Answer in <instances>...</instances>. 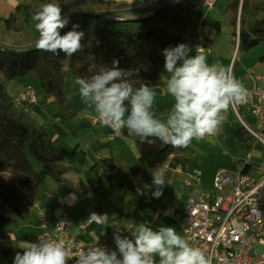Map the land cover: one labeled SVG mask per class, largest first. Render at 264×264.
I'll return each mask as SVG.
<instances>
[{
    "label": "trees",
    "instance_id": "trees-1",
    "mask_svg": "<svg viewBox=\"0 0 264 264\" xmlns=\"http://www.w3.org/2000/svg\"><path fill=\"white\" fill-rule=\"evenodd\" d=\"M166 1L160 0L159 7ZM211 0H174L165 12L149 22L135 23V19L147 17L157 10V5L145 1L117 3L107 0H30L20 4L6 19L0 20V255L14 259L22 249L12 240L11 227L30 216L23 197V189L37 190L47 177L75 190L87 216L95 212L103 215L104 209L91 198L110 200L118 195L101 184L80 181L74 184L66 178L61 164L65 155L54 144L48 131L24 113L7 91V82L33 74L40 88L55 99L58 109L72 120L76 115L69 109L66 93V78L69 72L77 78H90L104 67L110 68L114 60L125 71L139 69V75L131 78L134 87L148 84L163 87L162 77L146 69L151 63L164 68V49L180 44L190 49L195 43L203 49H211L213 41L203 30L204 10ZM46 3H55L68 17L78 13L103 15L102 20L75 19L61 35L79 24L85 33L84 49L72 57L63 53L55 56L43 51H33L39 33L32 19ZM227 13L231 21V35L238 36L239 49L248 52L264 44V0H228ZM194 39V40H193ZM264 63V56L260 59ZM67 66V69L65 68ZM89 68L92 71L89 72ZM155 111V109H154ZM247 131L240 130L236 138L248 140ZM264 138V130L261 132ZM139 152L138 163L142 173L152 178V173L162 168L165 180L176 179L178 168L185 169L188 161L180 149L164 145L159 140L154 144H141L133 137ZM110 160H103L105 170H113ZM248 165L244 167L246 172ZM133 176L138 171H130ZM137 192L142 187L128 186ZM1 264V263H0Z\"/></svg>",
    "mask_w": 264,
    "mask_h": 264
},
{
    "label": "crops",
    "instance_id": "crops-1",
    "mask_svg": "<svg viewBox=\"0 0 264 264\" xmlns=\"http://www.w3.org/2000/svg\"><path fill=\"white\" fill-rule=\"evenodd\" d=\"M29 1L0 0V20L8 18L18 5ZM107 1L117 3L145 1L149 5H157V7H159L160 2V0ZM218 2L217 0L208 1L204 10L203 23L207 15L212 16L211 13L217 17L218 12H214V9ZM225 12L230 21L227 11ZM213 21L216 27L221 29V22ZM203 30H205L204 25ZM216 35L215 32L214 36H208L213 41L211 49H203L193 43L190 55L202 54L206 56L210 65H230L233 68L235 78L242 82L246 89H251L259 84L258 77L264 75V63L260 61L264 56V49H259V45L248 52L239 51L240 53L236 57V48L240 45L238 36L237 38L232 36L222 39L221 37L217 38ZM232 49L235 50V54L231 53ZM256 49V54L252 55ZM65 68L67 69V66ZM234 68H236L235 73ZM146 69L159 73L163 79L164 86L155 87L153 90L156 93L155 113L157 117H164L171 111L174 103L173 98L166 91V83L170 74L165 71V67L160 69L151 63L146 64ZM28 76L23 77V79ZM67 79L68 106L76 115L74 119L65 122L58 116L48 115V111L40 107V99H38L37 104L23 103L18 107L34 119L39 126L44 127L54 144L63 152L65 155L63 164L67 165L65 167L68 169V171H63L67 179L74 184L80 181L91 182L95 185L101 184L105 189L117 194L118 197L110 200H103L98 197L91 198L92 202L103 208L104 213L108 214L109 221L108 223L93 222L89 224L86 222L89 216L84 214L75 190L47 177L37 190L23 189L21 192L30 216L26 220L18 221L16 225L11 227L12 240L17 247L20 248L21 243L25 241L36 242L38 218L41 214H46L55 221L57 217L66 213L71 220V232L82 242L86 244L99 242L100 244L105 241L107 249L110 251L116 250L112 223L118 224L122 234L129 237H131L136 225L142 222L150 224L154 230L160 226L174 227L178 234L184 236V227L187 222L184 211L189 197L202 191L210 192L213 188L214 177L220 169L243 170L248 165L246 173L254 181L259 182L257 177L252 176L253 170L256 168L261 172L260 182L264 181V138L260 139L249 132L243 122L249 126L252 124L250 128L258 136H261L264 128L259 131L257 118L251 114L248 107H240L246 116V120L249 121L247 122L241 117L242 122L230 106L226 113V120L215 135L202 140L194 139L188 148H179V154L188 161L187 166L185 169L178 168L174 171L177 178L165 180L163 195L159 199L154 198L152 196V192L155 190L152 186L153 178L145 176L141 171L138 163L139 152L133 137L127 135L126 129L122 130V135L119 137H112L111 128L104 125H94L93 118L97 116L96 113L82 101L79 85L75 83V79L73 77ZM0 80L3 81L1 77ZM6 84L7 91L13 99L27 86H31L30 84L18 83L17 79L8 81ZM48 100H50L49 97ZM240 130L247 131L248 134L245 136L250 138L240 142L236 138V133ZM227 151H233L234 156H231ZM73 160H78L83 164L79 170L80 173L74 176L71 175L72 166L79 165V163H71ZM103 160H110L114 169L105 170L102 164ZM63 164L61 165L63 166ZM132 170L138 171V174L133 176L130 173ZM192 173L200 174L201 183L194 187H187L185 180ZM131 183L142 187L144 194L139 195L130 190L128 186ZM156 260L159 264L158 257ZM13 261L14 259H5L0 255L1 264H13Z\"/></svg>",
    "mask_w": 264,
    "mask_h": 264
},
{
    "label": "clouds",
    "instance_id": "clouds-1",
    "mask_svg": "<svg viewBox=\"0 0 264 264\" xmlns=\"http://www.w3.org/2000/svg\"><path fill=\"white\" fill-rule=\"evenodd\" d=\"M39 39L35 47L43 52L72 57L82 52L85 33L79 24L61 35L69 23L62 8L46 3L32 17ZM191 49L180 44L163 50L165 71L170 74L166 91L173 98V106L164 117L154 111L156 93L148 84L134 87L131 78L139 69L127 71L114 60L90 78H77L79 94L85 105L92 108L98 121L115 135L135 137L141 144L152 145L159 140L174 149L188 148L191 142L215 135L226 120L232 104L246 103L249 92L233 74L232 67L209 64L206 56L190 55ZM92 68H89V72ZM165 173L162 168L152 173V196L163 195ZM137 193L143 195L138 188ZM109 216L90 213L87 223H108ZM129 223H131L129 221ZM116 250L99 246V242L75 253L76 264H212L205 251L193 246L176 228L160 226L154 230L146 222L136 225L131 237L122 234L118 224L112 223ZM79 247V246H77ZM13 264H68L73 258L63 239L40 236L38 242H22Z\"/></svg>",
    "mask_w": 264,
    "mask_h": 264
},
{
    "label": "built area",
    "instance_id": "built-area-1",
    "mask_svg": "<svg viewBox=\"0 0 264 264\" xmlns=\"http://www.w3.org/2000/svg\"><path fill=\"white\" fill-rule=\"evenodd\" d=\"M258 80L259 84L247 89L249 97L246 103L230 106L240 119V107H248L251 114L256 116L261 131L264 128V75H260ZM38 99L35 89L27 86L14 98V102L17 106L23 103L37 104ZM93 124L102 126L97 116L93 118ZM243 124L249 132L262 139V135L258 136L249 125ZM112 137L119 136L113 132ZM200 183L199 173H192L185 180L187 187ZM263 190L264 181L257 183L243 170L220 169L210 192L202 191L189 197L184 211L187 220L184 237L210 255L212 264H264ZM38 220L36 242L40 236L63 239L73 253L68 264H76L75 253L93 245L82 242L71 232V220L66 213L55 221L46 214H41ZM99 246L107 249L105 241ZM258 247L261 251L257 250Z\"/></svg>",
    "mask_w": 264,
    "mask_h": 264
},
{
    "label": "rangeland",
    "instance_id": "rangeland-1",
    "mask_svg": "<svg viewBox=\"0 0 264 264\" xmlns=\"http://www.w3.org/2000/svg\"><path fill=\"white\" fill-rule=\"evenodd\" d=\"M217 1H219V2L217 3V5L215 7L214 12H218V15L216 17L215 15H213L211 13L212 16L207 15L204 18V26H205V30L204 31H205L207 36H209V35L210 36H214L215 32H216L217 38H220V37L222 39L227 38V37L230 38V37H232V35H231V30H232L231 21H229L227 15H226V12H225L227 10L228 0H217ZM216 18H218V19H216ZM213 20H217V21L221 22V29L216 27L215 22ZM214 30H215V32H214ZM257 49L253 52L254 54H252V55L256 54ZM259 49H264V44L260 45ZM239 51H241V50H239V47H237L236 48V57H238V53H240ZM231 53L235 54V50L232 49ZM234 69H235L234 70V73H235L236 72V68H234ZM67 73H68L67 74V78L72 77V75L69 72H67ZM17 80H18V83H22L23 85L30 84L36 90V92L38 94V97L40 99V107L45 109L46 111H48V115H50V116H58V117H60V119H64L65 122H67L68 120L70 121L69 116L63 114L58 109L54 98H52L50 95L45 93L40 88V85H39L38 81L36 80V78L34 77V75L29 74V76L27 78H25V79L19 78ZM48 97H49L50 100H48ZM239 114H240V117H242L245 121L249 122L248 120H246V116L243 114V111H242L241 108L239 109ZM250 126L252 127V124H250ZM227 152H229V154L231 156L234 154L233 151H227ZM71 163H74V164L79 163V165L72 166V170L73 171L71 173L72 176L78 175L80 173L79 170L83 166L82 162H80L78 160H73V161H71ZM234 163H236V161H234ZM60 166L62 167V170H65V171L67 170L68 171V169L65 167L67 165L63 164V166L62 165H60ZM260 175H261V172L258 169L255 168L253 170L252 176L257 177L258 181L260 182V179H261ZM83 177H84V173H83ZM259 182H257V183H259ZM263 196H264V190H263ZM263 200H264V197H263ZM257 250L261 251V249L259 247L257 248Z\"/></svg>",
    "mask_w": 264,
    "mask_h": 264
},
{
    "label": "water",
    "instance_id": "water-1",
    "mask_svg": "<svg viewBox=\"0 0 264 264\" xmlns=\"http://www.w3.org/2000/svg\"><path fill=\"white\" fill-rule=\"evenodd\" d=\"M173 2H174V0L166 1L160 7H158L157 10L154 13H152L151 15H149L147 17L140 18V19H135L132 22H135V23L149 22V21L155 19L157 16H159L163 12H165V10H167V8L170 5H172ZM80 18L97 21V20L104 19V16L103 15H99V14H92V13H78V14H74V15L70 16L69 20H70V23H71L75 19H80ZM66 27L61 30V34L64 32ZM239 34H240V25H238V39H239ZM33 51H38V49H33V50L29 51V52H33Z\"/></svg>",
    "mask_w": 264,
    "mask_h": 264
}]
</instances>
